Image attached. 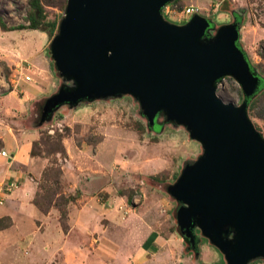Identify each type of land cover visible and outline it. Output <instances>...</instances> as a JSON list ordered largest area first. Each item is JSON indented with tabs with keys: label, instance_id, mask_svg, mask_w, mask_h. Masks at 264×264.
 Wrapping results in <instances>:
<instances>
[{
	"label": "water",
	"instance_id": "1",
	"mask_svg": "<svg viewBox=\"0 0 264 264\" xmlns=\"http://www.w3.org/2000/svg\"><path fill=\"white\" fill-rule=\"evenodd\" d=\"M170 1L65 0L49 48L69 84L44 98L39 121L63 104L126 93L149 126L158 113L183 125L202 153L166 186L179 233L193 247L196 227L225 264H247L264 258V139L246 114L260 78L237 46L236 22L212 34L198 13L173 23L161 12ZM224 76L239 85L240 104L216 95Z\"/></svg>",
	"mask_w": 264,
	"mask_h": 264
},
{
	"label": "rangeland",
	"instance_id": "2",
	"mask_svg": "<svg viewBox=\"0 0 264 264\" xmlns=\"http://www.w3.org/2000/svg\"><path fill=\"white\" fill-rule=\"evenodd\" d=\"M41 3L43 25L0 29V92L27 75L28 82L42 91L35 103L69 84L58 73L49 48L65 0ZM188 3L213 22L211 34L221 24H238L237 46L260 78L258 89L247 100L246 114L264 139V0H177L175 12L162 16L181 24L185 20L177 11ZM27 10L28 0H0V17L7 26L27 24ZM22 45L29 48L26 58L18 56ZM215 93L234 105L242 100L241 89L230 76L216 82ZM155 119L157 124L149 126L138 101L126 93L60 105L41 123L34 105L30 123L38 133L30 153L39 168L34 202L42 211L55 209L64 228L71 203L93 202L96 223L113 227L126 222L128 233L142 228L143 233L155 231L169 239L175 264H225L198 228L192 229L193 247L182 238L175 220L179 203L166 192L182 168L202 153L201 144L183 125L164 121L161 113ZM247 264H264V258Z\"/></svg>",
	"mask_w": 264,
	"mask_h": 264
},
{
	"label": "crops",
	"instance_id": "3",
	"mask_svg": "<svg viewBox=\"0 0 264 264\" xmlns=\"http://www.w3.org/2000/svg\"><path fill=\"white\" fill-rule=\"evenodd\" d=\"M23 46L20 58L29 51ZM16 83L0 92V264H175L169 239L142 228L128 233L126 222L96 223L93 202L71 203L65 229L55 209H39L30 118L42 91L23 78Z\"/></svg>",
	"mask_w": 264,
	"mask_h": 264
},
{
	"label": "trees",
	"instance_id": "4",
	"mask_svg": "<svg viewBox=\"0 0 264 264\" xmlns=\"http://www.w3.org/2000/svg\"><path fill=\"white\" fill-rule=\"evenodd\" d=\"M172 1L175 2L177 0H172ZM44 18H45V15H44L41 0H28V10L25 16V20L27 24H18L17 26H7L5 22L2 20V18L0 17V29L3 31L13 30V29H24V28L36 29L40 25H43ZM49 25L53 26V22H51ZM39 105H40L39 102L35 103V107L37 108L40 114ZM61 226L63 229L66 228V227L64 228L63 224H61Z\"/></svg>",
	"mask_w": 264,
	"mask_h": 264
},
{
	"label": "built area",
	"instance_id": "5",
	"mask_svg": "<svg viewBox=\"0 0 264 264\" xmlns=\"http://www.w3.org/2000/svg\"><path fill=\"white\" fill-rule=\"evenodd\" d=\"M232 1V0H231ZM199 8L196 5H190V4H186L184 5L180 10H178L177 12L180 14V19L187 20L191 15L198 13ZM161 12L163 15L168 14L169 12H175V5L173 1H170L168 3H166L162 8H161ZM24 80L28 81L29 77L27 75H25L23 77ZM1 155H5L4 151H0Z\"/></svg>",
	"mask_w": 264,
	"mask_h": 264
}]
</instances>
